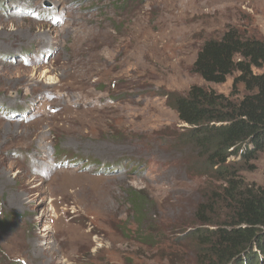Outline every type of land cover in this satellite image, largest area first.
Here are the masks:
<instances>
[{
    "label": "rangeland",
    "instance_id": "rangeland-1",
    "mask_svg": "<svg viewBox=\"0 0 264 264\" xmlns=\"http://www.w3.org/2000/svg\"><path fill=\"white\" fill-rule=\"evenodd\" d=\"M231 26L264 39V0H0V264L201 263L185 234L218 181L175 98L244 97L194 70ZM243 166L264 187V151Z\"/></svg>",
    "mask_w": 264,
    "mask_h": 264
},
{
    "label": "trees",
    "instance_id": "trees-1",
    "mask_svg": "<svg viewBox=\"0 0 264 264\" xmlns=\"http://www.w3.org/2000/svg\"><path fill=\"white\" fill-rule=\"evenodd\" d=\"M262 67L264 39L231 26L220 38L204 41L194 70L216 83L238 73L244 97L232 100L194 85L175 98L179 118L191 127L187 140L218 181L196 208L200 225L185 234L195 239L200 264H264V187L244 182L240 173L241 165L264 151V71L255 72ZM138 198L142 216L145 198Z\"/></svg>",
    "mask_w": 264,
    "mask_h": 264
},
{
    "label": "bare ground",
    "instance_id": "bare-ground-1",
    "mask_svg": "<svg viewBox=\"0 0 264 264\" xmlns=\"http://www.w3.org/2000/svg\"><path fill=\"white\" fill-rule=\"evenodd\" d=\"M148 39V38H147ZM130 103V102H129ZM129 109V108H128ZM84 122H87V123H90V124H93V126H99V124H98V118H95V117H93V119L91 120V118H87L86 120H84ZM31 145V144H30ZM47 151L45 150V153H46ZM30 177V176H29ZM31 177L30 178H27V181H26V185L28 186V188H30V184H31ZM21 201L23 202V199L21 198ZM36 239H39L40 238V235H36V234H34L33 235ZM56 255H58L57 253H56ZM65 257H72V254H67V256L65 255ZM74 258H75V256H73ZM55 261H57V258L55 257H52L51 259H48L46 262H48V263H54Z\"/></svg>",
    "mask_w": 264,
    "mask_h": 264
}]
</instances>
